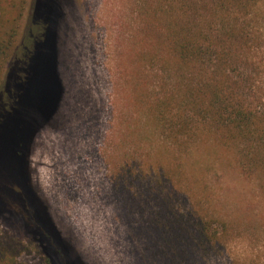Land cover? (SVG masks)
<instances>
[{
    "label": "rangeland",
    "instance_id": "rangeland-1",
    "mask_svg": "<svg viewBox=\"0 0 264 264\" xmlns=\"http://www.w3.org/2000/svg\"><path fill=\"white\" fill-rule=\"evenodd\" d=\"M34 3L0 0V32L13 26L15 47L28 35ZM147 6L144 0H46L42 5L56 11L46 45L39 46L40 55L49 48L41 72L58 65L63 94L31 142V183L78 263L168 264L148 248V213L167 211V197L171 204L176 199L189 205L191 194L184 187L190 186L209 199L206 188L217 216L230 222L224 242L198 264H264L263 179L242 174L233 154L217 143L165 147L159 127L148 120L144 104L160 76L149 60L159 43L148 29ZM171 76L177 94L176 71ZM48 80L44 72L33 96L40 119L56 95L47 89ZM133 159L145 170L139 194L129 186ZM164 165L174 180L184 182L176 180L183 189L163 180L159 166ZM0 231L22 248L31 239L6 216L0 217ZM55 256L61 262L59 253ZM18 262L45 264L24 249Z\"/></svg>",
    "mask_w": 264,
    "mask_h": 264
},
{
    "label": "trees",
    "instance_id": "trees-1",
    "mask_svg": "<svg viewBox=\"0 0 264 264\" xmlns=\"http://www.w3.org/2000/svg\"><path fill=\"white\" fill-rule=\"evenodd\" d=\"M45 1L34 0L28 35L19 47L13 26L0 32V217L20 223L31 238L22 248L0 231V264H21L22 249L36 252L45 264H82L53 224L30 177L31 142L63 94L58 65L47 68L49 73L41 72L49 48L40 55L39 46L46 45L56 11H46ZM144 1L148 29L159 43L149 56L150 65L160 76L144 105L149 122L163 134L162 145L217 143L233 154L242 174L264 181V0ZM173 71L181 85L177 94ZM44 72L49 78L47 89H55L56 95L50 111L40 119L33 96ZM34 119V128L27 131ZM139 165L133 159L128 167L133 174L129 186L136 194L144 186L140 176L145 170L143 164L137 169ZM159 167L165 170L160 173L166 176L163 180L183 189L177 184L183 181L176 182L166 165ZM184 188L191 194L189 205L176 199L171 204L167 197V211L148 213L152 218L148 222L157 227L147 225L148 248L163 255L168 264H198L230 232L229 220L217 216L205 187L210 200L190 186Z\"/></svg>",
    "mask_w": 264,
    "mask_h": 264
}]
</instances>
